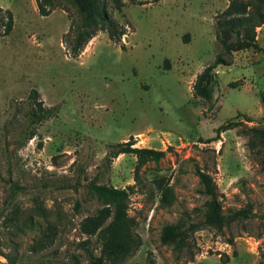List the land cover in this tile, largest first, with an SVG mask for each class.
I'll return each instance as SVG.
<instances>
[{
  "label": "rangeland",
  "instance_id": "1",
  "mask_svg": "<svg viewBox=\"0 0 264 264\" xmlns=\"http://www.w3.org/2000/svg\"><path fill=\"white\" fill-rule=\"evenodd\" d=\"M121 1L114 9L103 0L125 27L120 41L99 30L72 57L61 40L78 18L69 0H54L46 14L35 0H0V12L12 15L0 35V264H70L71 254L84 264L78 222L101 205L91 181L133 183L127 211L140 244L114 264H177L158 238L162 224L177 221L197 224V251L185 264H264V167L241 131L264 117L240 112L264 103V53L223 55L230 64L215 67L210 96L193 95L195 74L221 50L210 17L227 0ZM257 42L264 46V36ZM31 90L52 114L20 144ZM228 121L235 123L217 130ZM129 136L162 156L136 169L132 153L104 158L110 143ZM194 164L211 175L223 210L251 204L242 225L217 233L201 224L206 195ZM156 179L170 186L164 199ZM52 230V241L37 248ZM88 244L97 254L94 235Z\"/></svg>",
  "mask_w": 264,
  "mask_h": 264
},
{
  "label": "trees",
  "instance_id": "2",
  "mask_svg": "<svg viewBox=\"0 0 264 264\" xmlns=\"http://www.w3.org/2000/svg\"><path fill=\"white\" fill-rule=\"evenodd\" d=\"M54 0H35L38 11L41 14L48 13L47 5ZM78 14L76 20H71L66 31L62 33L68 55L76 56L85 43L97 32L104 31L107 37L114 42H119L125 27L118 23L105 8L103 0H69ZM114 9H120L121 0H111ZM149 0H137V3H145ZM157 1V0H152ZM214 34L221 50L216 53L213 60L204 65L195 74L192 82L193 95L207 98L210 96L212 84L216 81L215 67L218 64H228L229 60L223 55L232 51L253 48L264 53V48L258 46L255 41V27L264 23V0H227L226 6L214 15ZM0 35L7 34L12 27L11 11L1 9ZM123 44H121V47ZM29 94L31 101L27 102L23 111L25 125L22 128L24 144L26 140L35 135V127L43 119L52 114L50 107L42 105L35 90ZM245 120H251L244 115ZM235 122L228 121L218 125L217 130L227 128ZM241 131L247 135L246 144L250 151L257 155V161L264 167V124L244 125ZM134 138L129 136L126 140L110 143L105 159H112L121 152L135 155V169L148 159L157 160L163 151L152 147L133 146ZM194 171L198 177V191L206 195L201 213V224L213 228L217 233H222L224 228L233 224L242 225L251 214V204L246 202L243 206L223 210L216 192V185L211 175L194 164ZM156 187L161 191V197H166L171 192L170 186L156 179ZM89 188L93 191L101 205L93 213L84 215L78 222V230L85 238L79 242L83 248L86 261L84 264H114L128 257L140 244V237L134 231V218L127 211L128 194L132 191L133 183L124 187H116L106 183L91 181ZM162 201V200H161ZM195 222L181 221L166 222L161 225L158 238L163 244L170 245L173 253V262L185 264L193 259L197 251L193 240V232L196 230ZM49 229V228H47ZM53 230L43 233L44 237L37 248L43 247L52 241ZM94 235L98 242V252L93 253L89 246V237ZM230 241L231 238H228ZM35 248V249H37ZM70 264H82L77 254L70 255ZM256 264H263L258 260Z\"/></svg>",
  "mask_w": 264,
  "mask_h": 264
},
{
  "label": "crops",
  "instance_id": "3",
  "mask_svg": "<svg viewBox=\"0 0 264 264\" xmlns=\"http://www.w3.org/2000/svg\"><path fill=\"white\" fill-rule=\"evenodd\" d=\"M210 1L212 2V1H219V0H210ZM226 4H227V2H222L221 3V5H220L221 6V10L226 6ZM221 10H219V11H221ZM213 13L215 15L216 12L213 11ZM210 21H211V23L214 26V23H213L214 19H213V17H210ZM259 35L264 36V23H262V24H260V25H258V26L255 27V41L258 44V46L264 48L263 45H260L257 42V38L259 37ZM214 36H215V34H214ZM248 49L250 50L251 47L245 48L244 51H249ZM235 51H238V50H235ZM240 51H242V49H240ZM232 52H234V51H232ZM229 64H230V60H229V63L228 64H225V65H229ZM215 72H216V69H215ZM256 104H257V107L253 111H244L243 110V111H240V112H242L245 115L250 116V117H256V116L264 117V106H263L264 103L262 102V100H256ZM222 262H223L222 264H225L226 263V260H223Z\"/></svg>",
  "mask_w": 264,
  "mask_h": 264
}]
</instances>
